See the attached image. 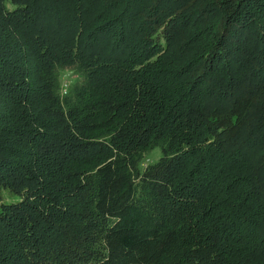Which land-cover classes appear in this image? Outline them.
Segmentation results:
<instances>
[{
    "label": "trees",
    "instance_id": "16d2710c",
    "mask_svg": "<svg viewBox=\"0 0 264 264\" xmlns=\"http://www.w3.org/2000/svg\"><path fill=\"white\" fill-rule=\"evenodd\" d=\"M0 264H264V0H0Z\"/></svg>",
    "mask_w": 264,
    "mask_h": 264
},
{
    "label": "rangeland",
    "instance_id": "374dc122",
    "mask_svg": "<svg viewBox=\"0 0 264 264\" xmlns=\"http://www.w3.org/2000/svg\"><path fill=\"white\" fill-rule=\"evenodd\" d=\"M67 73V72H66ZM72 74L74 73V72H71ZM69 76H71L70 74H69ZM72 80H70V79H67V82L68 83H70ZM160 156V150H159V148H155L154 150H153V152H152V158L153 159H158V157ZM6 192H4V197H3V200L4 201H8L7 200V197H6Z\"/></svg>",
    "mask_w": 264,
    "mask_h": 264
}]
</instances>
